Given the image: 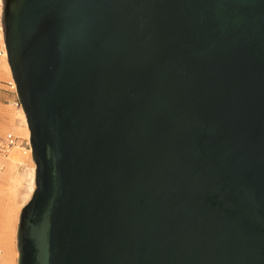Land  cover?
<instances>
[{"label":"water","instance_id":"1","mask_svg":"<svg viewBox=\"0 0 264 264\" xmlns=\"http://www.w3.org/2000/svg\"><path fill=\"white\" fill-rule=\"evenodd\" d=\"M3 31L17 264H264V0H3Z\"/></svg>","mask_w":264,"mask_h":264},{"label":"rangeland","instance_id":"2","mask_svg":"<svg viewBox=\"0 0 264 264\" xmlns=\"http://www.w3.org/2000/svg\"><path fill=\"white\" fill-rule=\"evenodd\" d=\"M0 22L3 23V4L0 5ZM2 44L5 47L3 26L0 50L3 49ZM12 80L14 86L9 84ZM7 132H12L15 142L17 137L23 139L27 134L28 140L30 138L7 57L0 55V264H17V228L21 210L35 189L36 164L31 149L29 155L19 149L18 157L7 151L12 146L3 150V138Z\"/></svg>","mask_w":264,"mask_h":264},{"label":"bare ground","instance_id":"3","mask_svg":"<svg viewBox=\"0 0 264 264\" xmlns=\"http://www.w3.org/2000/svg\"><path fill=\"white\" fill-rule=\"evenodd\" d=\"M0 31H2V26H0ZM3 46V53H0L1 56H4L5 58L7 57V51L5 50L6 47H4V45L2 44ZM5 60V59H4ZM25 122V121H24ZM26 125V123H25ZM27 126V125H26ZM27 129V128H26ZM28 132V131H27ZM11 147V146H9ZM7 147L6 150L9 148ZM22 150L25 154H28L30 153V144H29V140H28V134L26 135L25 138L23 139H20V137H17V140L15 142V144L12 145V147L10 149H8L7 151H12L13 154H15L17 157L20 155H18V151ZM19 161V159H17ZM34 185V184H33ZM33 188V187H32Z\"/></svg>","mask_w":264,"mask_h":264},{"label":"built area","instance_id":"4","mask_svg":"<svg viewBox=\"0 0 264 264\" xmlns=\"http://www.w3.org/2000/svg\"><path fill=\"white\" fill-rule=\"evenodd\" d=\"M3 3H0V5L2 6ZM3 26V23L0 22V26ZM2 52V49L0 50V53ZM9 84L11 86H14L13 84V80L12 81H9ZM3 141H4V144H3V147L5 150V148L9 147V146H12L14 143H15V136L12 134V132H7L3 138ZM6 152V151H5Z\"/></svg>","mask_w":264,"mask_h":264},{"label":"crops","instance_id":"5","mask_svg":"<svg viewBox=\"0 0 264 264\" xmlns=\"http://www.w3.org/2000/svg\"><path fill=\"white\" fill-rule=\"evenodd\" d=\"M1 3V2H0ZM27 130V129H26Z\"/></svg>","mask_w":264,"mask_h":264}]
</instances>
